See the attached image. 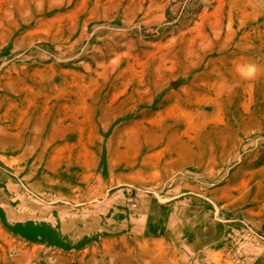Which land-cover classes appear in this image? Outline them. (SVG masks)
<instances>
[{"label":"rangeland","instance_id":"1","mask_svg":"<svg viewBox=\"0 0 264 264\" xmlns=\"http://www.w3.org/2000/svg\"><path fill=\"white\" fill-rule=\"evenodd\" d=\"M0 264H264V0H0Z\"/></svg>","mask_w":264,"mask_h":264}]
</instances>
